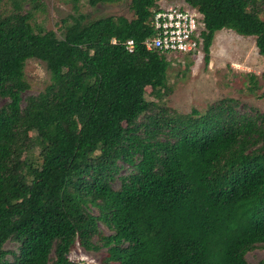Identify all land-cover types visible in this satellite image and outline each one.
I'll return each instance as SVG.
<instances>
[{
	"label": "trees",
	"instance_id": "trees-1",
	"mask_svg": "<svg viewBox=\"0 0 264 264\" xmlns=\"http://www.w3.org/2000/svg\"><path fill=\"white\" fill-rule=\"evenodd\" d=\"M179 1L203 15L206 63L224 28L264 56V0ZM39 3L0 0V264H80L76 245L104 249L101 264H248L264 248V111L166 105L174 59L141 44L157 0H130L131 18L72 16L61 38L33 25ZM29 58L49 71L36 94Z\"/></svg>",
	"mask_w": 264,
	"mask_h": 264
},
{
	"label": "rangeland",
	"instance_id": "rangeland-1",
	"mask_svg": "<svg viewBox=\"0 0 264 264\" xmlns=\"http://www.w3.org/2000/svg\"><path fill=\"white\" fill-rule=\"evenodd\" d=\"M159 6L167 7L182 4L179 0H157ZM32 23L43 30H53L62 37L65 25L73 22L72 16L84 15L85 21L112 15L133 16L130 0L117 3H103L91 6L81 0L77 8L69 0H39ZM262 17L264 18V5ZM37 29V28H36ZM167 58L174 59L167 70V92L164 95L166 105L178 112L206 109L208 104L224 97L237 98L240 111L247 109L264 111V56L260 55L254 36H243L232 29H220L215 32L210 46L209 62H205L203 47L192 53L170 52ZM25 78L30 88L28 94H36L50 82L45 62L29 58L24 66ZM149 99L156 100L150 86L145 87ZM3 99L0 98V104ZM242 108V109H241ZM32 156L38 159V149L32 150ZM122 171H125L122 170ZM119 182L114 183L117 187ZM105 232L109 231L105 229ZM7 248L15 249L8 242ZM106 252H86L75 246L69 253L70 259L80 264H101ZM264 256V248L255 249L246 254L248 264H256Z\"/></svg>",
	"mask_w": 264,
	"mask_h": 264
},
{
	"label": "built area",
	"instance_id": "built-area-1",
	"mask_svg": "<svg viewBox=\"0 0 264 264\" xmlns=\"http://www.w3.org/2000/svg\"><path fill=\"white\" fill-rule=\"evenodd\" d=\"M152 12L150 25L153 34L141 42L145 49L167 54L192 53L202 47L203 15L196 7L183 4L159 6ZM110 43L117 44L118 40L112 38ZM122 44L128 52H133L135 46L133 39H127Z\"/></svg>",
	"mask_w": 264,
	"mask_h": 264
}]
</instances>
